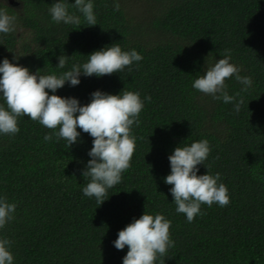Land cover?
I'll use <instances>...</instances> for the list:
<instances>
[{
	"label": "trees",
	"instance_id": "trees-1",
	"mask_svg": "<svg viewBox=\"0 0 264 264\" xmlns=\"http://www.w3.org/2000/svg\"><path fill=\"white\" fill-rule=\"evenodd\" d=\"M56 2L0 0L16 16L15 31L0 33V63L8 58L32 73L59 76L106 46L135 49L143 59L131 71L81 74L78 85L66 82L55 94L85 105L96 90L134 91L144 108L131 129V167L100 205L82 191L90 181L82 175L93 146L88 133L77 128L80 136L68 148L54 135L44 140L54 130L20 116L17 134H0V197L17 205L0 238L11 241L13 264H123L128 248L113 242L144 212L171 221L175 246L156 264H264V0H92V26L75 0L64 2L81 23L54 22L49 8ZM225 49L239 74L252 80L242 91L235 76L226 79L235 97L227 104L192 87ZM62 54L65 68L57 67ZM0 104L6 107L2 93ZM203 139L211 151L197 175L219 172L230 203L202 204L203 215L189 223L165 183L168 157L175 147Z\"/></svg>",
	"mask_w": 264,
	"mask_h": 264
},
{
	"label": "clouds",
	"instance_id": "clouds-1",
	"mask_svg": "<svg viewBox=\"0 0 264 264\" xmlns=\"http://www.w3.org/2000/svg\"><path fill=\"white\" fill-rule=\"evenodd\" d=\"M73 7L83 14L87 25L97 24L92 0H75ZM119 3L114 4V11H119ZM69 5L64 0L52 4L49 8L51 19L56 23L79 25L80 17L69 13ZM16 29V16L0 8V33L8 34ZM86 63L74 64L70 70L61 75H41L30 72L27 67L12 63L4 58L0 63V93L6 107L0 104V134L15 135L20 129L18 117L28 116L44 127L54 130L44 136L51 141L53 135L57 140L67 141L68 148L77 142L80 132L88 133L93 138V146L88 155L91 159L82 171L84 178L90 181L82 189L87 197H95L98 205L108 196V190L119 184L122 173L131 167L135 152V137L131 133L133 124H139V114L144 108V101L139 92L123 91L121 95L109 94L96 90L91 94V101L81 105L75 97L56 95L57 89L68 82L71 86L80 83L81 74L101 77L122 72L126 67L131 71L133 62L143 59L135 49L123 51L119 44L106 46L92 52ZM20 57V56H19ZM17 55L14 59L18 60ZM231 51L225 49L223 58L208 66L205 73L196 78L192 87L215 100L224 103L234 101L235 97L227 92L226 79H235L244 85L242 91L251 86L250 77L241 76L240 68L230 63ZM59 68H65L67 57H58ZM46 90L53 93L49 95ZM237 96L239 93L236 94ZM151 100V97H146ZM243 103L241 99L234 105L239 112ZM58 129V131H55ZM182 145V144H181ZM177 146L169 155L171 172L165 177V183L171 185L170 192L178 213L185 214L191 223L197 215H203L201 205L211 207L214 203L225 207L230 203L228 188L219 183L220 173L215 175H197L198 165L204 164L211 151L209 141L203 139L190 146ZM15 203H9L0 197V229L11 221L16 210ZM171 221L162 214L144 212L139 218L121 229L113 242L118 250L127 246L123 264H156L158 257L166 255L175 243L170 235ZM11 241L0 238V264H13L10 251Z\"/></svg>",
	"mask_w": 264,
	"mask_h": 264
}]
</instances>
